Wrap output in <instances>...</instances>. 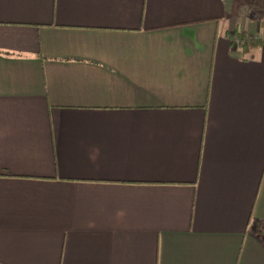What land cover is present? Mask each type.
Segmentation results:
<instances>
[{
	"label": "crops",
	"instance_id": "obj_1",
	"mask_svg": "<svg viewBox=\"0 0 264 264\" xmlns=\"http://www.w3.org/2000/svg\"><path fill=\"white\" fill-rule=\"evenodd\" d=\"M0 264H264V0H0Z\"/></svg>",
	"mask_w": 264,
	"mask_h": 264
},
{
	"label": "rangeland",
	"instance_id": "obj_2",
	"mask_svg": "<svg viewBox=\"0 0 264 264\" xmlns=\"http://www.w3.org/2000/svg\"><path fill=\"white\" fill-rule=\"evenodd\" d=\"M245 6V5H244ZM244 9H246L245 7H244Z\"/></svg>",
	"mask_w": 264,
	"mask_h": 264
}]
</instances>
